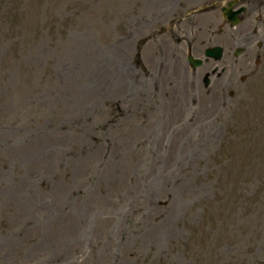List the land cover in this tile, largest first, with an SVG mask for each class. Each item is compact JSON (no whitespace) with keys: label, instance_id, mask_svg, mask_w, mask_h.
<instances>
[{"label":"rangeland","instance_id":"1","mask_svg":"<svg viewBox=\"0 0 264 264\" xmlns=\"http://www.w3.org/2000/svg\"><path fill=\"white\" fill-rule=\"evenodd\" d=\"M208 1L0 0V264H264V46L178 81L192 37L243 45L179 35Z\"/></svg>","mask_w":264,"mask_h":264},{"label":"flooded vegetation","instance_id":"2","mask_svg":"<svg viewBox=\"0 0 264 264\" xmlns=\"http://www.w3.org/2000/svg\"><path fill=\"white\" fill-rule=\"evenodd\" d=\"M257 6L263 7L264 6V3H258Z\"/></svg>","mask_w":264,"mask_h":264},{"label":"water","instance_id":"3","mask_svg":"<svg viewBox=\"0 0 264 264\" xmlns=\"http://www.w3.org/2000/svg\"><path fill=\"white\" fill-rule=\"evenodd\" d=\"M225 16L227 17V16H228V14H227V13H225Z\"/></svg>","mask_w":264,"mask_h":264}]
</instances>
